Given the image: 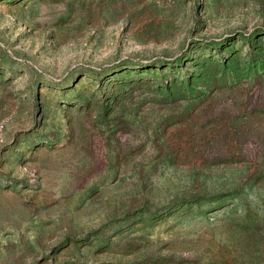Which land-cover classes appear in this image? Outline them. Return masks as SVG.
<instances>
[{"label":"rangeland","instance_id":"374dc122","mask_svg":"<svg viewBox=\"0 0 264 264\" xmlns=\"http://www.w3.org/2000/svg\"><path fill=\"white\" fill-rule=\"evenodd\" d=\"M0 264H264V0H0Z\"/></svg>","mask_w":264,"mask_h":264}]
</instances>
